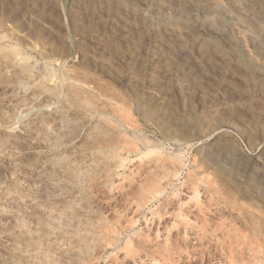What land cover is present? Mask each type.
<instances>
[{
  "label": "rangeland",
  "instance_id": "374dc122",
  "mask_svg": "<svg viewBox=\"0 0 264 264\" xmlns=\"http://www.w3.org/2000/svg\"><path fill=\"white\" fill-rule=\"evenodd\" d=\"M129 3L0 0V264H264V105L152 91Z\"/></svg>",
  "mask_w": 264,
  "mask_h": 264
},
{
  "label": "bare ground",
  "instance_id": "6f19581e",
  "mask_svg": "<svg viewBox=\"0 0 264 264\" xmlns=\"http://www.w3.org/2000/svg\"><path fill=\"white\" fill-rule=\"evenodd\" d=\"M129 4L138 23L136 28L139 26L138 29L149 35V62L165 69L163 77L154 73L149 75L152 91L168 83L176 93H184L189 86L187 75L197 64L205 72L208 70L214 80L224 81V84L218 81L223 87L215 91L217 94L212 96L213 99L224 103L231 101L258 112L263 109V103L255 102V94H260V88L251 93L244 79L259 74L255 78H260L259 84H264V0H130ZM182 64H185L184 68L180 66ZM207 78L210 77L207 75ZM248 83L252 85V82ZM254 84L255 88L257 83ZM199 87L197 93L201 91ZM237 88L243 94L236 90L240 93L236 95L234 90Z\"/></svg>",
  "mask_w": 264,
  "mask_h": 264
}]
</instances>
